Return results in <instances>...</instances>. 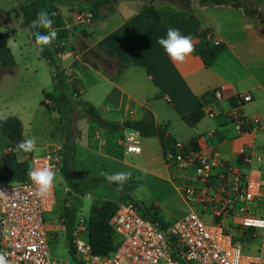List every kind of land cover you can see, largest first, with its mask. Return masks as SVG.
Wrapping results in <instances>:
<instances>
[{"label": "crops", "instance_id": "obj_1", "mask_svg": "<svg viewBox=\"0 0 264 264\" xmlns=\"http://www.w3.org/2000/svg\"><path fill=\"white\" fill-rule=\"evenodd\" d=\"M74 1L76 4L79 3L77 7L73 8V5L58 7L54 3L47 12L55 13L51 18L55 21L53 27L58 32L57 39L51 43V47L57 49L55 54L57 65L63 80L68 82L69 89L71 87L70 91L74 89L77 97L83 95L100 116L107 121L118 123L120 127L123 121L139 119L143 111L148 110L156 124L167 125V133L173 141L179 140L192 147L189 141L193 138L196 144L194 149L233 165L240 163L242 150H250L247 143L252 141L256 147L254 133H239L236 127L239 122L244 121L264 130V25L254 4V1L261 0L232 2L237 3V7L231 6L229 1L222 5L199 6L197 0H188L183 5L160 0H123L124 2L111 0L109 9H112V5L115 7L117 19L107 18L100 27L92 23L93 18L88 16L89 12L79 10L88 0ZM22 2L23 0H16L9 8V4L6 3L1 10L14 12L17 4ZM156 3L160 5L154 8L161 18V23L152 26L141 9ZM251 4L253 5L249 10L251 17H248L243 12V6ZM161 9H165L164 13ZM15 19L18 25L20 20ZM88 24L89 28L91 27L90 31L81 27ZM2 27L7 33L8 27L3 25ZM170 27L179 29L182 35H190L193 44L211 45L221 42L223 49L215 55L208 67L201 64L195 52L184 63L175 64L157 43L159 38L166 36ZM3 36L6 40L5 33ZM97 45L113 51L124 62L123 69L115 78L107 77L101 69L113 70L117 66V60L104 56ZM95 51L103 56L102 67L96 62L98 69L93 68L89 62L100 59V56L94 55ZM84 56L88 61L83 59ZM40 59L42 58L38 56V60ZM47 75L48 78L43 85L38 87L41 88V92L52 90L49 65ZM214 89L220 90L219 98L213 96ZM244 94L249 95L250 99L242 101L240 97ZM42 100L47 102L45 98ZM197 107L202 109L204 116L193 127L186 126L180 120V115ZM164 109L173 111L175 117L189 130L178 131L168 119H162L160 113ZM9 115L15 116L8 112L1 118ZM167 117L169 116H164ZM204 121L207 122L204 124ZM84 122V126L80 124L79 129H74L75 139L71 141L74 142L73 146L83 147L92 155L120 166L122 161L113 156L112 151H108L105 139L99 137L102 131L110 130L101 128L85 115ZM112 132L117 133V143L123 135L129 133L124 132L121 127ZM0 136L4 148H7L6 138L1 133ZM66 136L67 132H64L63 137ZM131 136L140 148L137 153H140L142 147L132 133ZM139 137L142 142L144 141L143 145L155 144L158 156L166 167L172 165L164 161L159 141L155 136ZM22 138L24 140L23 126ZM82 138L84 139L81 140ZM261 143L264 146V142ZM263 158L262 155L261 161L253 162L252 166L259 168L264 176ZM1 167L4 169L3 165ZM163 180L169 185L173 184L169 176ZM180 180H184L182 176ZM179 187L180 185L173 184L174 191L182 201ZM182 203L187 209L200 211L197 204L187 205L183 201ZM155 206L160 221L165 225L158 206ZM65 232L67 234L68 231Z\"/></svg>", "mask_w": 264, "mask_h": 264}, {"label": "built area", "instance_id": "obj_2", "mask_svg": "<svg viewBox=\"0 0 264 264\" xmlns=\"http://www.w3.org/2000/svg\"><path fill=\"white\" fill-rule=\"evenodd\" d=\"M212 93L215 98L221 95L219 89ZM240 99L247 101L250 96L244 94ZM236 129L255 133L257 126L241 121ZM119 143L127 153L139 152L131 133ZM247 146L250 150H242L240 163L233 165L175 140L163 152V159L182 173V201L199 205L200 211L189 208L160 225L141 215L133 201L117 203L108 224L119 242L107 255L91 252L86 221L77 218L67 232L75 258L71 260L50 255L44 214L52 211L54 192L46 198L37 196L29 177L31 171L48 165L56 173L61 171L59 146L47 147L40 154L17 149L26 167L22 180L3 173L0 165V190L4 192L0 196V254L7 264H264V226L249 223L264 221V176L252 166L262 156L254 153L252 141ZM203 213L210 222L201 219ZM256 239L258 243L250 249Z\"/></svg>", "mask_w": 264, "mask_h": 264}, {"label": "rangeland", "instance_id": "obj_3", "mask_svg": "<svg viewBox=\"0 0 264 264\" xmlns=\"http://www.w3.org/2000/svg\"><path fill=\"white\" fill-rule=\"evenodd\" d=\"M15 1L0 0V34L4 35L5 33L7 46L15 64L13 69L0 67V118L4 113L15 114L22 122L24 140L29 137L37 139V150L32 152L33 154H38L47 147L59 146L61 155H66L67 167L64 171L55 172L54 206L50 213L44 214L50 255L71 260L67 249L68 236L65 232V225L61 223L63 210H68L72 214L73 221L77 218H84L86 221L92 203L110 200L117 204L130 198L137 203H143L145 206L157 205L165 224L187 212L188 209L173 189V184L174 186L181 185V172L176 170L173 165L170 167L164 165V162L158 156L154 143L143 145L144 141L142 142L137 134H133L142 150L137 154L126 153L124 147L117 143V133L102 131L99 137L105 139L108 151H112L113 156L122 161L120 166H115L106 159L92 155L83 147L75 148L73 146L74 142L71 143V141L75 139L74 129H79L80 124L85 125L84 112L78 102L80 100L86 101V99L83 95L77 97L76 92L70 91L71 87L69 89L68 82L62 80L59 93L66 98L64 105L66 110L64 109L61 113L56 110L46 111L44 106L40 104L43 97L40 91L41 88L38 87L43 85V82L48 78V64L42 59L38 60V49L30 41L29 32L17 25L14 16L15 11H2L6 3L9 4V8ZM114 1L122 2L123 0ZM160 1L183 5L188 0ZM235 1L242 0H229V3ZM136 2L138 5V1ZM55 3L58 7L73 5V8L79 4L78 2L76 4L74 0H55ZM254 4L259 10L261 22L264 25V0L254 1ZM152 6L155 8L160 7L157 3ZM109 7L110 5L98 7L97 16L92 20L94 25L100 27L106 22L105 19L110 17V19H117L115 7L113 5L112 9H109ZM164 10L161 9L163 13ZM2 25L8 27L7 33L3 30ZM81 27L89 31L91 28H89V24L81 25ZM13 44L16 47H13ZM90 55L93 56L92 53ZM94 55L100 56V59H97L96 62L102 67L104 65L103 56L98 51H95ZM81 82L83 84L82 80ZM163 102L166 104L165 101ZM165 115L169 117L164 118ZM160 117L168 119L173 128L178 131L185 132L189 130L175 117L173 111L164 109L160 113ZM206 122L204 121V124ZM64 132H67L66 138L63 137ZM254 135V144H256L254 153H260L261 156H264V146L261 145V142H264V130L257 129ZM0 163L4 166L3 173H8L12 178L24 163V159L18 151L10 152L8 148H4L1 136ZM263 163L264 158L262 159V165ZM117 172H130L132 174V178L124 184L122 190H118L117 185L107 179L108 175ZM167 176L170 177V182L173 184L169 185L163 180ZM76 188H81L82 193L77 191ZM89 194L91 198H87ZM138 212L140 214L143 212L142 206L138 207ZM200 215L204 222H210V218L206 213ZM257 243L258 240H254L250 249H253Z\"/></svg>", "mask_w": 264, "mask_h": 264}, {"label": "trees", "instance_id": "obj_4", "mask_svg": "<svg viewBox=\"0 0 264 264\" xmlns=\"http://www.w3.org/2000/svg\"><path fill=\"white\" fill-rule=\"evenodd\" d=\"M228 1L229 0H197V4L199 6L222 5L228 3ZM54 3L55 0H23L22 3H19L17 5L14 16L16 18H19L20 20L18 25L29 32L30 40L38 49L39 57L46 61L51 69V80L53 83L52 90L49 92H41L42 97L47 99V102L41 100L40 104L44 106L46 111L56 110L57 112L61 113V111H64V109L66 108V106H64L66 103V98L59 93L63 77L57 65V60L55 57L57 49L52 48L50 44L41 52L39 50V46L36 44L35 36L33 35V33L41 32L43 34H47L50 29H44L42 27H32V23L36 20L38 14L41 11L48 12L50 10V7ZM110 3L111 0H88L86 4L82 5L79 8V10L87 11L89 12L91 18H96L98 7L106 6ZM230 5L233 7L238 6L237 3H231ZM251 8H253L252 4L243 6V12L248 17H251V13L249 12ZM141 11L152 26H157L161 23V18L152 5L149 4L144 6ZM194 45V52L199 57L201 64L204 67H208L209 65H211L215 58V55L223 49V44L221 42H217L211 45H205L202 43H196ZM96 47L104 56L117 60V66L113 70L107 71L106 69H101L103 74L107 77L111 79L115 78L123 69L124 62L120 58H118L113 51L101 45H97ZM83 59L85 61H88V58L86 56H84ZM94 61L95 62L89 61L90 65L93 68L98 69L96 60ZM14 65V60L9 47L6 44L5 37L0 34V67L4 69H10L14 67ZM72 92L74 93L76 91L73 89ZM78 103L82 111L84 112L85 117L95 121L101 128L110 131L120 129L118 123L107 121L102 116H100L95 107L89 102L80 100ZM203 116L204 112L200 107H197L191 111L182 113L179 118L186 126L193 127ZM123 124L125 127L131 128L136 131L139 136H155L159 141V146L162 154L165 150L170 149L171 145L174 142L167 133V125L156 124L153 120L152 114L148 110L143 111L141 118L136 120H125L123 121ZM0 133L6 138L9 151L15 152L18 149V143L23 140L20 120L12 115L0 118ZM189 143L192 145V147L196 148V144L193 138L190 139ZM61 157V171H64L67 167V158L64 154ZM25 173L26 167L23 163L13 178H15L16 180H22ZM76 190L80 193H82L83 191L81 188H76ZM126 201H133L137 208L142 206L143 212L141 213V215L146 216L153 221H156L160 225H164L160 221L158 209L154 204L145 206L143 203H137L130 198L124 200L123 202ZM116 205L117 204L110 200H103L99 203H92L89 207L88 216L86 219L87 241L90 246L91 252L94 254L107 255L115 249L119 242L118 236L113 232L110 225L108 224L109 217L116 208ZM62 215L65 230L68 231L73 218L72 214L68 210H63ZM67 246L70 258L75 259L73 255V249L69 242L67 243Z\"/></svg>", "mask_w": 264, "mask_h": 264}, {"label": "clouds", "instance_id": "obj_5", "mask_svg": "<svg viewBox=\"0 0 264 264\" xmlns=\"http://www.w3.org/2000/svg\"><path fill=\"white\" fill-rule=\"evenodd\" d=\"M55 13H47L41 11L36 20L33 21V28L50 29L47 34L41 32H34L36 44L42 52L45 47L49 46L54 40L57 39L58 32L53 27L55 21L51 18ZM11 43V41H10ZM157 43L163 48L168 58L175 64L184 63L188 57L195 51L192 37L190 35H182L179 29L169 28L166 36L157 40ZM16 47L15 44L12 45ZM17 148L25 153H31L37 150V139L29 137L18 143ZM56 173L53 171L52 166L48 165L40 169L33 170L29 173V177L33 184L36 186V195L40 197H47L51 194L54 188V178ZM132 178L130 172H117L108 175L107 179L117 185L118 190H122L125 183ZM0 196H4L3 190H0ZM87 198H91L90 194ZM250 224L264 226V221H249ZM0 264H7L3 254H0Z\"/></svg>", "mask_w": 264, "mask_h": 264}, {"label": "water", "instance_id": "obj_6", "mask_svg": "<svg viewBox=\"0 0 264 264\" xmlns=\"http://www.w3.org/2000/svg\"><path fill=\"white\" fill-rule=\"evenodd\" d=\"M120 127L124 130V132H129V133H132V134H136V131H134L131 128L125 127L124 124H120ZM0 165H1V163H0Z\"/></svg>", "mask_w": 264, "mask_h": 264}]
</instances>
